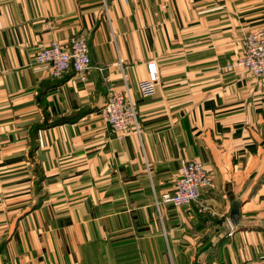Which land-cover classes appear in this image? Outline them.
Wrapping results in <instances>:
<instances>
[{"label":"crops","instance_id":"obj_1","mask_svg":"<svg viewBox=\"0 0 264 264\" xmlns=\"http://www.w3.org/2000/svg\"><path fill=\"white\" fill-rule=\"evenodd\" d=\"M263 28L264 0H0V264L263 263L264 78L235 65ZM80 33L85 80L36 61ZM113 90L140 132H111ZM193 159L206 208L162 202Z\"/></svg>","mask_w":264,"mask_h":264},{"label":"built area","instance_id":"obj_2","mask_svg":"<svg viewBox=\"0 0 264 264\" xmlns=\"http://www.w3.org/2000/svg\"><path fill=\"white\" fill-rule=\"evenodd\" d=\"M36 61L48 64L51 74L55 77H62L69 70H74L85 80L87 72L92 67L87 38L82 33L70 38L68 48H64L58 42L42 48L36 55ZM235 65L240 66L246 73L264 78V28L251 31L242 39V51ZM146 66L147 76L139 82V90L143 97H150L157 92L159 69L156 60L148 61ZM102 114L111 132L119 139L124 138L129 130L140 132L135 103L126 92L113 90ZM210 185L212 180L203 162L195 159L186 160L182 164L174 190L165 193L162 202L174 206L195 202L204 209L207 201L202 198L201 189Z\"/></svg>","mask_w":264,"mask_h":264},{"label":"water","instance_id":"obj_3","mask_svg":"<svg viewBox=\"0 0 264 264\" xmlns=\"http://www.w3.org/2000/svg\"><path fill=\"white\" fill-rule=\"evenodd\" d=\"M234 212H235L236 214L239 212V203H238V202H236V203L234 204Z\"/></svg>","mask_w":264,"mask_h":264}]
</instances>
